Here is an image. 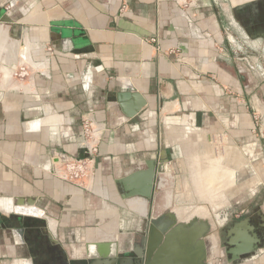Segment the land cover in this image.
<instances>
[{"label":"crops","instance_id":"0c3cea01","mask_svg":"<svg viewBox=\"0 0 264 264\" xmlns=\"http://www.w3.org/2000/svg\"><path fill=\"white\" fill-rule=\"evenodd\" d=\"M8 12L12 20L3 22ZM19 61L30 77L9 73ZM0 93V205L19 200L27 208L33 198L48 218L37 219L33 232L17 218L0 220V264H30L36 232L67 264H113L102 255L123 257L141 237L146 248L150 232L160 264L166 256L211 264L216 259L202 241L245 217L257 224L264 212L251 189L264 187V137L251 131L255 113L264 126V0H0ZM86 111L108 126L92 192L53 174L57 152L83 154ZM187 138L203 139L208 149L223 145V163L247 175L234 187L249 189V197L232 203L223 189L237 174L219 165L222 177L212 187L221 204L194 209L213 218L209 230L203 221L174 222L173 212L182 213L171 209L175 159L195 151ZM162 149L172 172L159 173L156 199L133 195ZM194 183L199 195L205 185ZM220 207L222 221L214 215ZM168 234L202 235L164 253ZM220 251L216 264H234ZM240 264H264V252Z\"/></svg>","mask_w":264,"mask_h":264},{"label":"water","instance_id":"95a60500","mask_svg":"<svg viewBox=\"0 0 264 264\" xmlns=\"http://www.w3.org/2000/svg\"><path fill=\"white\" fill-rule=\"evenodd\" d=\"M257 4L258 2H251L254 12H257V10H259L256 8ZM4 14H2L1 16V20L3 22H9L12 20L11 17L8 16L10 14L9 12L5 16ZM20 65L21 63L19 61V63L11 70V75L14 74L15 69ZM125 88L126 91L130 93H137L135 95L139 96V92H137L134 87L129 85ZM143 104L144 100L140 99L136 108L139 109V107H141ZM133 113L134 112H132L131 114ZM168 160L169 159L166 150L162 149L158 160H151L149 162L148 171L143 173V185H141L140 187H134L132 189V194L142 196L145 199L149 200L153 196H155L156 199L158 194L155 193L154 186H160L162 183V177L159 176V173L164 170H166V172H172V168ZM154 183L156 184L154 185ZM20 202L21 201L18 200L17 204L21 205ZM35 203L36 200L33 198L27 201V205H35ZM3 213L8 216H5ZM214 215L221 221L225 219V216L223 218V215L221 213V207L218 210L214 211ZM258 216L260 220L257 224L253 223L250 217H245L242 220L234 221L231 223L229 222L227 225V230H220V236H216L217 243H215V246L212 244V241L209 240L212 234L207 237V240L202 241L200 245L203 244V246L210 248V251L208 253L209 259L212 256L214 259H216L215 262L212 261L209 263H217L218 254L212 250L213 247H217V250L219 251L221 249V256H228V261L234 264L250 262L256 255L260 254V251L264 252L262 248L260 250V247L264 246V212H258ZM12 218H17L18 221H21V223H23L25 227H28L30 231L32 230L31 232H33L36 227L37 219L47 217L44 209L40 210L38 213H33L21 211L19 209H4V207L0 205V220H11ZM24 229V227L19 228L20 231H24ZM34 239L35 240L31 243L32 252L30 253V256H32L33 260H31L30 264H67L66 260L64 259V253L57 246H51L52 243L50 238L46 239L40 234V232H36L34 233ZM144 241L145 238L141 237L140 243L136 241L132 252H126V255L123 257L117 256L115 254L114 256H110V252L105 253L102 256L105 259H109L106 260L107 262L113 264H127V262L131 261L133 264H160V260L162 259L157 258V255H159V251L156 252V254L153 253L156 241L152 238L151 232L150 237H148V244L146 248L142 246L144 245ZM198 255L202 257L201 252ZM173 262H175L173 256H166L164 262L165 264H175Z\"/></svg>","mask_w":264,"mask_h":264},{"label":"rangeland","instance_id":"374dc122","mask_svg":"<svg viewBox=\"0 0 264 264\" xmlns=\"http://www.w3.org/2000/svg\"><path fill=\"white\" fill-rule=\"evenodd\" d=\"M187 139L190 142L194 141L192 144H194L195 146V151L193 152V150L189 147V150H185L187 151V156L183 150V154L179 155V157L175 159V163L177 167L176 173L178 176L177 177L178 180H177L176 186L174 185L175 190H176L174 194L175 193L176 194H175V201L171 209L175 210L178 207V209L176 210H181L182 213L179 216V214L174 213L175 211L173 212V215H176L177 217L174 222H176L177 220L176 224H179V222L181 221L185 223L186 225H190L194 221L198 222V224L203 221L206 223V226H207L206 229L209 230L211 229V226L213 225V218L212 220L208 219L209 221L207 219L200 218L201 216L203 217V214L205 213H202V211H198V212L194 211V209L195 207H198V206L199 207L206 206L211 211L212 210L211 208L217 207L221 204V202H218L216 196H214L213 193L214 192L217 193V192L214 191L212 187V184H215L217 182L216 180H220L218 178L222 177L221 172L218 171L219 165H222L223 167H228L231 169V171L234 170L235 173L237 174V177L236 178L233 177V180L232 178L226 176L225 181L221 182V183H225V186L227 187H228L227 183H229L231 180L233 181V183L236 181V185L238 187L240 184L246 181L247 175H240L239 173L240 170L237 169L238 165L236 163L234 164L233 162L230 165L227 163H223L224 159L222 160V158L224 156V150H225L223 148V145L218 146L216 148L211 147L212 149L211 148L208 149L207 144L203 143L204 142L202 141L203 139L199 141H196L194 138H190V139L187 138ZM203 147L206 148V151H204ZM182 148H184L183 142H182ZM100 158H101V151H100ZM99 161L100 159L98 160L96 167L98 166ZM216 177L217 179H215ZM194 182H200L205 185L204 187H202L203 191L202 193H199V195L195 188ZM236 185L234 183L233 187L231 186L232 188H229V187L224 188L223 189L224 197L222 198L233 203L236 200L240 199V196L249 197V193H250L249 189L244 192L239 193L236 191L238 189L235 190L234 186ZM254 188L256 191V196L253 197L252 202L253 200H257V204L255 207H258L259 205L264 206V187L260 184L259 186L252 187L251 189H254ZM93 189H94V186H93ZM93 189L92 190L85 189V190L87 192H92ZM189 208H192V210L190 211ZM254 208L252 207L251 211L254 210ZM194 214L198 215V218H196ZM201 230L203 231L205 230V228ZM199 235H202V234H193V235L192 234H180V235L168 234L164 241V249H165L164 253H166L171 247L178 246L179 242L185 243L190 238L191 239L198 238ZM209 240L212 241V244L215 246V243H217L216 235L212 234ZM155 245H157V242ZM212 250L216 253L219 251L217 250V247L216 248L213 247Z\"/></svg>","mask_w":264,"mask_h":264},{"label":"built area","instance_id":"2783aa9c","mask_svg":"<svg viewBox=\"0 0 264 264\" xmlns=\"http://www.w3.org/2000/svg\"><path fill=\"white\" fill-rule=\"evenodd\" d=\"M153 41H157V38H153ZM50 51H52V47H50ZM12 76L21 80L30 77V67L22 64L15 69ZM81 124L83 154L77 156L63 151L57 152L54 156L55 160L53 159V174L79 188L92 190L96 181V165L100 159V145L108 126L106 122L97 120L93 111L82 113ZM251 131L264 137V126L260 115L256 113L253 116Z\"/></svg>","mask_w":264,"mask_h":264},{"label":"bare ground","instance_id":"6f19581e","mask_svg":"<svg viewBox=\"0 0 264 264\" xmlns=\"http://www.w3.org/2000/svg\"><path fill=\"white\" fill-rule=\"evenodd\" d=\"M11 73V72H9ZM25 206H22V205H16V206H5L4 209H19L21 211H27V212H33V213H38L40 210H43V209H40V208H35L34 205H28L27 208H24Z\"/></svg>","mask_w":264,"mask_h":264},{"label":"flooded vegetation","instance_id":"af4514ba","mask_svg":"<svg viewBox=\"0 0 264 264\" xmlns=\"http://www.w3.org/2000/svg\"><path fill=\"white\" fill-rule=\"evenodd\" d=\"M254 21L259 25L262 22V15L259 14V19H254ZM253 28H255V26H252Z\"/></svg>","mask_w":264,"mask_h":264}]
</instances>
